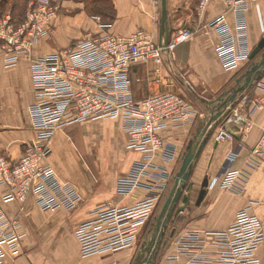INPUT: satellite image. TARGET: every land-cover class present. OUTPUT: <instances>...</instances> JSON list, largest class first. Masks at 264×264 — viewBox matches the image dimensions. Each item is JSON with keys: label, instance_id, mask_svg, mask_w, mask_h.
Masks as SVG:
<instances>
[{"label": "built area", "instance_id": "1", "mask_svg": "<svg viewBox=\"0 0 264 264\" xmlns=\"http://www.w3.org/2000/svg\"><path fill=\"white\" fill-rule=\"evenodd\" d=\"M51 1L32 0L28 16L22 22H11V16L0 22L4 66L13 68L22 58L31 61L35 100L30 115L36 133V139L27 145L20 161L0 157V186L6 189L5 203L34 196L42 210L71 211L79 206L82 197L73 185L60 180L48 161L53 153L50 145L53 135L63 127L91 118H117L123 122L129 150L140 151L150 160L157 155L166 161L173 160L176 147L166 140L163 130L191 121L196 111L186 95L174 90L135 98L129 72L132 66L152 61L158 69L172 67L177 42L191 40L196 30L185 28L173 33L167 46L155 43L144 29L130 36L98 33L79 39L72 49L55 56L35 55L41 40L49 35L51 20L56 15ZM212 1L199 0L198 9L205 11ZM223 1L227 11L213 18L208 28L218 35L215 53L224 70L230 71L249 61L251 54L247 21L250 0ZM229 12L235 16L233 22L228 18ZM263 107L264 96L251 98L248 93L239 94L223 110L216 140L233 139V127L244 135L251 128L254 111ZM263 152L264 133L253 149L248 169L234 168L239 153L232 150L220 173L209 179L208 187L242 193ZM149 171L164 180L160 185L163 189L171 177L168 168L151 161H136L128 173L119 177V192H131ZM161 197L158 191H153L132 206L108 205L106 209H97L75 231L81 256L105 254L115 247L139 242ZM20 227L21 223L11 221L0 207V264H10V257L20 255L21 241L26 235ZM175 241L178 251L168 257L171 261L186 256L184 264H261L257 253L264 243V222L251 206H246L223 230H189Z\"/></svg>", "mask_w": 264, "mask_h": 264}, {"label": "crops", "instance_id": "2", "mask_svg": "<svg viewBox=\"0 0 264 264\" xmlns=\"http://www.w3.org/2000/svg\"><path fill=\"white\" fill-rule=\"evenodd\" d=\"M157 1L114 0L117 17L111 25L110 32L119 36H130L138 29H144L155 43H160L162 9ZM198 2L195 1L190 6L189 2L178 0L175 7L171 2H167L171 36L185 28L196 30L191 40L177 42L174 65L172 67L166 65L158 69L152 61L132 66L129 72L130 89L137 99L165 90H177L189 96L190 93L185 92L186 89L191 93L194 90L193 94L197 98L194 100L192 97L196 103V106L192 104L196 111L194 118L179 126H171L163 130L166 140L176 147L174 159L166 161L161 155H157L150 160L140 151L129 150L126 147L127 133L120 119L94 118L62 128L50 140L53 153L49 162L62 180L74 184L81 195L86 196L85 204L73 212L65 210L43 212L31 204L27 213L20 214L21 228L27 232L23 243L24 254L13 259L12 264H134L136 262L141 245L151 238L154 227L149 235H146L145 231L150 223L155 226L157 220L153 223V217L143 229L140 237L142 241L115 247L105 255L86 258L79 255L75 229L78 223L86 220L89 213L101 205L132 206L153 191H158L162 196L156 214L175 184V176L188 152L189 142L198 133L200 127L209 120L208 106L199 98L210 101L217 100L220 96L226 98L229 95L228 91L236 85V80L250 67L252 61L249 60L238 69L224 70L215 53L218 35L208 28V23L226 12L227 6L223 0H213L202 12L198 9ZM227 15L232 22L235 20L233 13L229 12ZM87 18L83 11L72 17L70 22L75 25L83 23L86 28L90 25ZM247 21L252 52L264 37V0H250ZM78 33L76 38L81 37L79 36L81 33ZM72 38L75 37L65 39L59 46L55 45L56 39L45 38L35 54L55 56ZM244 92L251 98L264 96V73ZM34 100L30 60L23 58L15 67L5 68L0 50V157L17 162L23 156L26 144L34 140L36 135L32 129L30 115V106ZM100 122L109 125L122 144V148L113 153L112 160L104 162L87 158L86 154L75 145L72 135L73 131L100 126ZM221 126V117L210 126V135L193 162L186 190V194L190 197L189 203L183 210L176 212L178 219L182 216L190 218L186 224L180 226L178 232L171 231L168 234L165 231L158 247L154 248L149 264L186 263L188 260L186 256L180 261L168 259L178 251V244L175 241L178 235L195 229L223 230L234 221L239 210L246 206H251L252 211L264 222V152L258 157V166L251 170L242 193L216 186L208 187L202 202L196 203L205 178L211 181L220 173L232 150L239 153L234 168L248 169V162L254 156L253 149L264 133V107L254 111L251 128L244 135L233 127V139L217 141L216 136ZM136 161H151L167 167L171 177L164 188H160L164 180L158 174L154 176L149 171L150 173L141 176L140 184L131 192L126 194L119 192L118 178L128 173ZM5 191V187L0 186V207L9 214L16 204L4 202ZM181 205L182 202L179 206ZM172 220L170 216L167 224ZM208 248L215 249L211 246ZM257 255L261 264H264V243Z\"/></svg>", "mask_w": 264, "mask_h": 264}, {"label": "rangeland", "instance_id": "3", "mask_svg": "<svg viewBox=\"0 0 264 264\" xmlns=\"http://www.w3.org/2000/svg\"><path fill=\"white\" fill-rule=\"evenodd\" d=\"M31 1L32 0H0V3L2 2L0 4V22H3L4 20H6L7 16H11V22L19 23V22L24 21L28 16V10H29ZM111 1L112 0H52L50 5L55 8L56 15L51 20L52 22L50 24L49 35L46 38H48V39L51 38L54 40L56 39L57 43H55V45L59 46V44L62 41H64L65 39H70L71 37H75V38H72L71 40H69V42L66 46H62L60 49L58 48L59 52H60L62 50H66V49H72L75 46V44L79 41V39L81 40L83 38H87L90 35L96 36L98 33H111L110 28H111L112 23H109L110 22L109 20H106L100 14H96V16L90 15L89 13H87L86 8H85L86 5H88L90 8H93V6H96L98 9V8H101L103 5L104 6L111 5ZM168 1L171 2V4L175 7L178 0H167V2ZM180 1L181 2H189L190 6H192V4L195 1H199V0H180ZM93 2H96L95 5ZM102 3H103V5H102ZM158 5L161 6V0H158ZM104 8H105L104 10L109 13V9L107 7H104ZM83 11L88 16L87 19L90 22V25H88L86 28H85L83 23L75 25L72 22H70L72 17L76 16L78 13L83 12ZM97 13H99V12H97ZM94 17H97V18H94ZM98 29H100V30H98ZM77 31L81 33L79 35L81 37H79V38L78 37L76 38V35L78 33ZM111 34H113V33H111ZM114 35H116V34H114ZM42 40H41V42H42ZM41 42H40V44H41ZM36 50H35V52H36ZM260 56H261V53L258 54L253 60L258 61L260 59ZM30 64H31V61H30ZM31 82H32V80H31ZM175 91H177V90H175ZM177 92L183 94L184 96L186 95V93H182L180 91H177ZM185 92L190 93L189 96L187 94L186 98L190 102H192V104H194L196 106V103L194 100L197 98L193 94L194 90L191 93L190 90L186 89ZM192 97L194 98V100ZM140 99H142V98H140ZM238 102L239 101L237 100L234 103V106H236L238 104ZM209 114H210V112H209ZM91 119H94V118H91ZM91 119H89V120H91ZM111 120H113V119H111ZM100 123H101L100 126L96 125V127H93L92 129H80L77 131H73L72 135L74 136L75 145L83 153L86 154L87 158L91 157L93 159H97L99 161L104 162V161L112 160L113 153L116 150L121 149L122 144H121L120 140L118 139V137H115V135H114L115 133L109 125H106V124L104 125L102 122H100ZM122 124H123V122H122ZM63 128H65V127H63ZM61 129H59V130H61ZM59 130H57L56 132H58ZM35 135H36V133H35ZM35 139H36V136H35L34 140ZM34 140H32V141H34ZM29 143L26 144V147ZM26 147L24 149L23 156L25 154ZM21 158L18 161H20ZM60 180H62V179L60 178ZM62 181L66 182V183L68 182V181H64V180H62ZM68 183H70V182H68ZM70 184L73 185L76 189H78L74 184H72V183H70ZM117 185H118V182H117ZM80 196L82 198H81V202L77 208H75L74 210H71V211L67 210V209H59V210H65L67 212H73L76 209H78L79 207H82L85 204L86 196H82L81 193H80ZM191 198H194V196H191ZM12 203L16 204V207L14 208V210L11 213L7 214V216L10 218L11 221L15 220L16 222H19V223H22V217L20 214L27 213L28 208H30L31 204H33L34 206L39 208L35 203L34 196H26V198L23 201H15V202H11V204ZM180 203H181V201H179L176 204L175 208L173 209V212H172L173 220L170 221L166 225L165 231H167L168 234L171 231L172 232L173 231L178 232L180 226L186 224L188 219L190 218V217L188 218L187 216H185V217L182 216L181 219H178L176 212H177V209H178V206L180 205ZM162 206L163 205H161V208H162ZM106 207H109V206L108 205H101V206L95 208L93 211H91L89 213V216L86 219L90 218L93 215V213L96 212L97 209H100V208L106 209ZM161 208L158 210V212L155 214V216H153V223H155V221L157 220V217L161 211ZM44 211L45 212H51L50 210H43V212ZM177 219H178V221H177ZM80 223L77 224L76 229ZM76 229H75V231H76ZM19 230L24 232L21 227ZM24 233L26 235L21 241V253L17 257H10V259H9L10 264H12L11 262L13 259H16V258H18L24 254L23 243H24V239L27 237V232H24ZM75 236H76V234H75ZM76 240L78 243L79 255L81 256L80 244L78 242L77 237H76ZM140 241H142L141 238H140ZM140 250H141V248H140ZM105 254H107V253H105ZM105 254L103 253V254H98V255H105ZM94 256H96V255H94ZM83 258H86V257H83Z\"/></svg>", "mask_w": 264, "mask_h": 264}, {"label": "water", "instance_id": "4", "mask_svg": "<svg viewBox=\"0 0 264 264\" xmlns=\"http://www.w3.org/2000/svg\"><path fill=\"white\" fill-rule=\"evenodd\" d=\"M161 9L160 45L167 46L171 39V30L168 25L169 13L167 0H161ZM260 53V59L258 61L253 60ZM249 60L252 61L250 67L236 80V85L228 91L229 95L226 98L220 96L214 101L200 98L208 106L210 112L209 120L200 127L198 133L189 142L188 152L183 159L179 172L175 176V184L157 217L151 238L141 245V250L134 264H149L151 262L154 248L158 247L161 238L165 234L167 219L171 216L172 210L179 201L183 205L179 206L177 211L183 210L185 205L189 203L190 197L186 194V190L192 172L193 162L210 135V126L222 115L223 110L229 103L234 101L239 94L249 88L264 73V37L251 52ZM208 184L209 179L205 178L196 201L197 204H200L204 199Z\"/></svg>", "mask_w": 264, "mask_h": 264}, {"label": "trees", "instance_id": "5", "mask_svg": "<svg viewBox=\"0 0 264 264\" xmlns=\"http://www.w3.org/2000/svg\"><path fill=\"white\" fill-rule=\"evenodd\" d=\"M93 3L95 5L96 2H93ZM102 5H103V3H102ZM104 7H107L109 9V13L104 10L105 9ZM85 8H86L87 13H89L90 15L96 16V14H100L106 20H109L110 21L109 23H113L114 20L117 17L114 0L111 1V5H107V6H104L103 5L101 8H98V9H97L96 6H93V8H90L88 5H86ZM97 12H99V13H97ZM172 212H173V210H172ZM172 212H171V216H172ZM152 227H154V226L151 223L147 226V229L145 231V234L146 235H149L150 234V231L152 230Z\"/></svg>", "mask_w": 264, "mask_h": 264}, {"label": "bare ground", "instance_id": "6", "mask_svg": "<svg viewBox=\"0 0 264 264\" xmlns=\"http://www.w3.org/2000/svg\"><path fill=\"white\" fill-rule=\"evenodd\" d=\"M169 25V24H168Z\"/></svg>", "mask_w": 264, "mask_h": 264}]
</instances>
